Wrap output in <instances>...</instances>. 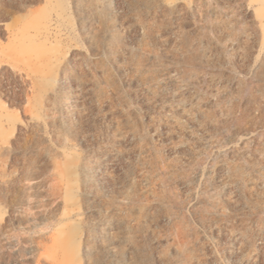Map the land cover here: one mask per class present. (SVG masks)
<instances>
[{"label":"rangeland","instance_id":"rangeland-1","mask_svg":"<svg viewBox=\"0 0 264 264\" xmlns=\"http://www.w3.org/2000/svg\"><path fill=\"white\" fill-rule=\"evenodd\" d=\"M0 264H264V0H0Z\"/></svg>","mask_w":264,"mask_h":264}]
</instances>
